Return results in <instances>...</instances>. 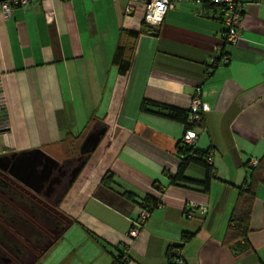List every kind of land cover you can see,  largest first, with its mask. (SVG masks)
<instances>
[{"label":"crops","instance_id":"crops-1","mask_svg":"<svg viewBox=\"0 0 264 264\" xmlns=\"http://www.w3.org/2000/svg\"><path fill=\"white\" fill-rule=\"evenodd\" d=\"M242 3L237 44L223 41L222 10L192 2L175 5L144 32L142 7L125 16L127 0H41L15 8L7 20L0 16L8 121L0 129V168L13 176L11 157L22 168L32 162L44 170L39 176L72 169L48 208V224L59 233L35 264H113L124 247L128 264H173V246L182 247L187 264H264L263 185L255 190L247 238L224 243L238 187L264 155V0ZM128 32L138 37L124 75L113 58ZM218 45L227 63L207 74ZM199 85L209 110L193 131L196 149L212 153L207 191L172 183L184 124L154 107L141 110L148 101L187 111ZM89 132L99 141L84 157L79 148ZM184 175L202 181L205 170L190 164ZM146 197L160 207L129 238ZM188 202L204 204L206 214L186 219Z\"/></svg>","mask_w":264,"mask_h":264},{"label":"rangeland","instance_id":"rangeland-1","mask_svg":"<svg viewBox=\"0 0 264 264\" xmlns=\"http://www.w3.org/2000/svg\"><path fill=\"white\" fill-rule=\"evenodd\" d=\"M9 159L6 164L15 171L14 177L0 168V264H35L43 254L41 245L59 233L58 227L48 224V208L53 207V198L61 191L63 173L70 171L71 164L69 168L68 164L63 166V173L55 170L39 176L44 170L40 172L38 168V172L32 162L22 168L16 160ZM49 187L51 191L47 190ZM48 194L54 195L52 199H48Z\"/></svg>","mask_w":264,"mask_h":264},{"label":"trees","instance_id":"trees-1","mask_svg":"<svg viewBox=\"0 0 264 264\" xmlns=\"http://www.w3.org/2000/svg\"><path fill=\"white\" fill-rule=\"evenodd\" d=\"M205 6H208V8L216 9L219 11L222 10V7L218 5H212V4L206 3ZM142 25H143V29L141 31L144 32L145 28L148 25H146L144 22L142 23ZM126 35L128 36V39L120 40L118 47L116 49V52L114 54V58H113V64L117 66L119 69V72L124 75L128 72L130 68L133 52L135 49V43L138 37L137 33H132V32H128L126 33ZM149 107L157 108V112H156L157 115H160L170 120L182 123L184 124L186 129L190 127L188 124V110L185 111L182 109H178V108H174V107H170L166 105H159V104L148 102V101L147 102L144 101L142 103L141 110L146 111L149 109ZM195 126L196 125L191 126L192 129ZM89 135H90V132L89 134L85 136L79 148V154L83 155L84 157L91 154L97 145L94 141L92 142L88 141V143H86ZM178 148H179L181 163H180L177 173L172 177V183L178 184L179 186H185V187L189 185L195 186V187H198L201 191H207L210 180L213 177L212 166L211 164L207 162V157H208L209 152L199 151L196 149L195 146L193 148H184V146L180 144ZM191 154H194V156H191ZM190 164H196L205 170V177L202 181L192 180V179L187 178L184 175L185 168ZM248 168H249L248 180H245L244 183H242V185L238 187L236 203L234 205V208L229 218V222H228V226H227V229L225 232V238H224V243L226 244L233 243L240 239L247 238V233L249 231L248 221L250 218L252 203L255 197V190L258 185L264 186V155L260 159L257 160V164L249 165ZM122 195L128 200H133V197H134V195L130 192L122 193ZM139 205H140V211L146 210L149 214H151L153 213L154 210L158 209V207L160 206V202L157 199H153L152 197H146L140 202ZM184 213H185V209L183 211V216H184ZM194 214H198V213L194 212L193 216ZM144 223L139 228V231L143 227ZM131 227L132 225L130 226V228ZM51 245L53 244L47 243V244H42L41 246L43 250H47L49 249ZM173 247H177L179 249L182 248L181 246H173ZM120 251H118L115 254L113 264H120V258H119L120 256L118 255ZM128 261H129V255H128Z\"/></svg>","mask_w":264,"mask_h":264},{"label":"built area","instance_id":"built-area-1","mask_svg":"<svg viewBox=\"0 0 264 264\" xmlns=\"http://www.w3.org/2000/svg\"><path fill=\"white\" fill-rule=\"evenodd\" d=\"M38 1L41 0H0V16L7 20L12 16L15 8H24ZM184 2H192L199 6L207 3L222 7L224 17L223 24L225 27L223 41L226 44H237L239 42V25L244 14V3H242V0H127L124 15L130 16L136 11L137 6H141L143 9V22L148 26L156 28L161 25L168 10ZM214 51L218 54V57H211L209 59L207 74H209L216 65L227 63V58L222 52L221 45L216 46ZM201 94V85H199L194 89V94L188 108V124L190 127L184 131L180 140V145L184 146V148H193L195 146L198 135L193 131L191 126L199 125L202 122L204 112L209 110L208 105L202 101ZM7 122L3 96L0 90V129L4 128ZM191 156H194V154H191ZM207 162L209 164L212 162L211 152L208 154ZM255 164H257V161L251 162V165ZM206 211L207 208L204 204L188 202L185 207L184 216L191 219L194 212H197L200 216H204ZM149 216L150 214L146 210L140 211L138 217L132 221V227L127 231L129 238H137L139 228ZM181 254V249L177 247L170 249L173 264H186ZM118 255L120 256V264H128V248H122Z\"/></svg>","mask_w":264,"mask_h":264},{"label":"water","instance_id":"water-1","mask_svg":"<svg viewBox=\"0 0 264 264\" xmlns=\"http://www.w3.org/2000/svg\"><path fill=\"white\" fill-rule=\"evenodd\" d=\"M88 141L92 142L94 141L96 144L98 143L99 141V135H95L93 133H91L86 141V143H88Z\"/></svg>","mask_w":264,"mask_h":264}]
</instances>
